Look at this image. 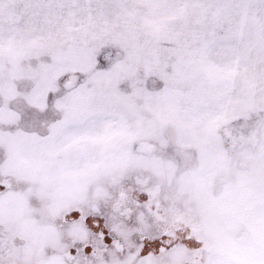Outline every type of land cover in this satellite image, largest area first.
<instances>
[{
	"label": "snow or ice",
	"instance_id": "1",
	"mask_svg": "<svg viewBox=\"0 0 264 264\" xmlns=\"http://www.w3.org/2000/svg\"><path fill=\"white\" fill-rule=\"evenodd\" d=\"M0 264H264V0H0Z\"/></svg>",
	"mask_w": 264,
	"mask_h": 264
}]
</instances>
